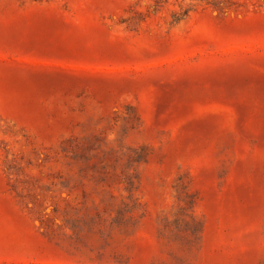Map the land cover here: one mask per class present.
I'll list each match as a JSON object with an SVG mask.
<instances>
[{"label":"rangeland","instance_id":"374dc122","mask_svg":"<svg viewBox=\"0 0 264 264\" xmlns=\"http://www.w3.org/2000/svg\"><path fill=\"white\" fill-rule=\"evenodd\" d=\"M0 264H264V0H0Z\"/></svg>","mask_w":264,"mask_h":264}]
</instances>
